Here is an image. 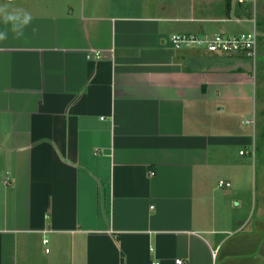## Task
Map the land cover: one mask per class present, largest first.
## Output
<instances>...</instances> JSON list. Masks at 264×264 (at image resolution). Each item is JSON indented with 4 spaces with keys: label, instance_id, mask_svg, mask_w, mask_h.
I'll return each instance as SVG.
<instances>
[{
    "label": "crops",
    "instance_id": "crops-1",
    "mask_svg": "<svg viewBox=\"0 0 264 264\" xmlns=\"http://www.w3.org/2000/svg\"><path fill=\"white\" fill-rule=\"evenodd\" d=\"M174 1L0 0V264H264L254 60L169 40L255 20L261 68L264 0Z\"/></svg>",
    "mask_w": 264,
    "mask_h": 264
},
{
    "label": "built area",
    "instance_id": "built-area-1",
    "mask_svg": "<svg viewBox=\"0 0 264 264\" xmlns=\"http://www.w3.org/2000/svg\"><path fill=\"white\" fill-rule=\"evenodd\" d=\"M243 2L256 4L257 0H242ZM241 20V19H237ZM254 27L244 33L229 36L224 34H199V33H172L169 40L177 49L179 48H201L211 53H243L252 59H256L259 50V33L257 31L255 20H253ZM246 124H256L255 118L246 120ZM244 154L245 151H240ZM220 186H231V182L220 180ZM44 244H48L49 239L44 237ZM46 251H49L47 248ZM182 263L181 259L177 260ZM155 264H161L156 261Z\"/></svg>",
    "mask_w": 264,
    "mask_h": 264
},
{
    "label": "rangeland",
    "instance_id": "rangeland-1",
    "mask_svg": "<svg viewBox=\"0 0 264 264\" xmlns=\"http://www.w3.org/2000/svg\"><path fill=\"white\" fill-rule=\"evenodd\" d=\"M120 7L123 10L130 9L131 7L127 6L129 0H119ZM138 3L135 8L141 12H167L165 8L170 9L173 7L171 3L175 2L174 0H152L151 2H156L159 6L148 7L147 5L143 9L144 0H133ZM150 3L149 0H147ZM147 3V4H148ZM142 4V5H141ZM149 10H148V9ZM143 10V11H142ZM258 21V20H257ZM262 38L260 37V40ZM263 41V39L261 40ZM252 59V58H251ZM254 59H252L253 61ZM255 61V62H254ZM252 63L255 67V74L257 75V89L259 102L255 107V113L257 116V123L252 126L253 130V139L254 143L250 146L251 153L250 156H247L248 159V170L246 176H249V182H244L242 185L246 191H264V66L260 68V59L259 56ZM252 107V110H254ZM253 114V113H252ZM255 214V213H254ZM253 215V214H252Z\"/></svg>",
    "mask_w": 264,
    "mask_h": 264
},
{
    "label": "clouds",
    "instance_id": "clouds-1",
    "mask_svg": "<svg viewBox=\"0 0 264 264\" xmlns=\"http://www.w3.org/2000/svg\"><path fill=\"white\" fill-rule=\"evenodd\" d=\"M0 19H2L5 24H11V30L19 36L22 34L23 28L30 23L32 17L21 9L9 10V6L5 4L0 6ZM6 38L7 33L0 32V41Z\"/></svg>",
    "mask_w": 264,
    "mask_h": 264
}]
</instances>
